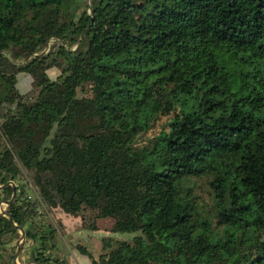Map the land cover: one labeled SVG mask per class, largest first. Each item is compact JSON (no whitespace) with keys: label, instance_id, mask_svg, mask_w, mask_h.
<instances>
[{"label":"trees","instance_id":"1","mask_svg":"<svg viewBox=\"0 0 264 264\" xmlns=\"http://www.w3.org/2000/svg\"><path fill=\"white\" fill-rule=\"evenodd\" d=\"M204 174L209 210L181 187ZM9 183L0 264L9 219L66 264L55 208L126 235L77 244L90 264H264V0H0V203Z\"/></svg>","mask_w":264,"mask_h":264},{"label":"rangeland","instance_id":"2","mask_svg":"<svg viewBox=\"0 0 264 264\" xmlns=\"http://www.w3.org/2000/svg\"><path fill=\"white\" fill-rule=\"evenodd\" d=\"M89 1L90 0H80V6L82 9L85 8V4H89ZM48 48H46L45 50H47ZM48 76L50 79L54 80L57 75H58V71L55 70V69H50L48 72H47ZM18 89L20 91V93H26L28 92L30 89H31V79L29 76L25 75V74H20L18 76ZM81 96H84L83 93H79V97ZM166 119H161L155 128H153L150 132H149V135L152 136L154 134H157L159 132V129L164 125ZM213 181V178L211 175H208V174H204V175H201L199 177H194V178H187V179H184L182 182H181V187L186 189H190L192 191V194L198 196V199H199V203L202 207V210H209L211 207H212V203H213V199H212V195H211V187H210V183H212ZM22 183H24V185H26V191H27V195H30V196H33V189L31 188L30 184L27 182V181H22ZM5 209V204L3 202L0 203V212H3ZM54 219H51V221L53 222L54 226L56 224V228L58 229V233H59V245H58V250L59 252L61 253V255H65L66 253V249H64V245L67 244L65 242V240H63L61 237V235L64 234V226L63 225H60L61 224V221L56 219V215L53 214L54 212H51ZM90 214H83V217L85 218V220L87 222L91 221V218H89ZM73 217V216H71ZM55 220H56V223H55ZM113 223V221L111 219H103V220H97L95 222V230L98 229V228H101L107 232H109L110 235H107L105 238L103 239H112V240H115V239H121L123 236L126 237L125 234H113L110 232L111 230V224ZM19 235L20 232H19ZM91 235V234H90ZM118 236H121V237H118ZM76 239H78V237L76 236ZM75 239V240H76ZM102 239V240H103ZM20 238L16 241V244L17 242H19ZM102 240L96 236H92L89 240H86L85 237L81 238L80 239V244L81 245H84L87 247V249L92 253V255L96 258L98 255L104 253V252H108V249L106 251L103 250V242ZM25 243V240L24 242L22 243V245ZM15 244V251H16V247L17 245ZM26 246L25 248H27L29 246V243L26 242L25 243ZM21 245V246H22ZM24 248V249H25ZM15 255V253H14ZM19 255V254H18ZM9 256V255H8ZM18 258V256H17ZM16 264H17V259H16Z\"/></svg>","mask_w":264,"mask_h":264},{"label":"crops","instance_id":"3","mask_svg":"<svg viewBox=\"0 0 264 264\" xmlns=\"http://www.w3.org/2000/svg\"><path fill=\"white\" fill-rule=\"evenodd\" d=\"M51 212L56 215L57 221L60 220L61 224L64 226V234L61 235L60 238L65 240L67 244L64 245V249H66L65 255H61L59 252V233L57 229V237L55 239L56 250L53 254L61 260H64L66 264H90V260L83 255H80L75 250V246L80 244V239L85 237L86 240H89L92 236H96L101 240L105 238L107 235H110L109 232L98 228V229H90L88 226L84 225L83 221L79 217H71L69 215L63 214L59 209H52ZM50 212V219H54L52 213ZM56 223V220H55ZM56 227V224H55ZM91 234V235H90ZM76 236L78 239H76ZM121 237V236H118ZM76 239V240H75ZM81 245V244H80ZM26 244L23 246L22 250L19 251V255L17 258V264H32L31 262V252L33 250V246L29 244L27 248H25ZM84 246V245H83ZM86 247V246H85ZM25 248V249H24Z\"/></svg>","mask_w":264,"mask_h":264},{"label":"water","instance_id":"4","mask_svg":"<svg viewBox=\"0 0 264 264\" xmlns=\"http://www.w3.org/2000/svg\"><path fill=\"white\" fill-rule=\"evenodd\" d=\"M9 184L13 187V194H12L11 200H10L9 202H3L5 205L10 204V203L14 200L15 193H16V187H15V185L12 184V183H9ZM18 188H19V187H18ZM0 214H2L3 216H6L5 213H4V211H3V212H0ZM9 220H10L12 226H13L15 229H17V230L20 232V234H21V235H20V240H19V242H17V244H16L17 247H16V251H15L14 258H13V264H16V259H17V256H18V254H19L20 247H21L22 243H23L24 240H25V232H24V230H23L22 228L17 227L16 225H14V224L12 223V220H11V219H9ZM32 264H34V263L32 262Z\"/></svg>","mask_w":264,"mask_h":264}]
</instances>
